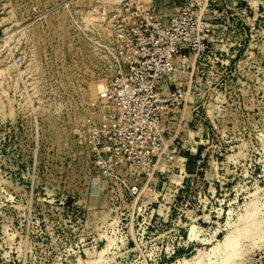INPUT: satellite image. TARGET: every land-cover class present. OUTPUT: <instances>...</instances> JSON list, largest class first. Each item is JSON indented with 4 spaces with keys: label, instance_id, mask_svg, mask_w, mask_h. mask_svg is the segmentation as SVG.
<instances>
[{
    "label": "rangeland",
    "instance_id": "rangeland-1",
    "mask_svg": "<svg viewBox=\"0 0 264 264\" xmlns=\"http://www.w3.org/2000/svg\"><path fill=\"white\" fill-rule=\"evenodd\" d=\"M116 2L0 0V264H264V0H221L175 160L107 187L79 132Z\"/></svg>",
    "mask_w": 264,
    "mask_h": 264
},
{
    "label": "built area",
    "instance_id": "built-area-1",
    "mask_svg": "<svg viewBox=\"0 0 264 264\" xmlns=\"http://www.w3.org/2000/svg\"><path fill=\"white\" fill-rule=\"evenodd\" d=\"M222 5L117 0L99 46L107 76L79 132L97 182L113 187L127 177H151L161 162L175 160L171 148L188 129L190 86L194 78L203 82L199 69L217 53V31L232 16Z\"/></svg>",
    "mask_w": 264,
    "mask_h": 264
},
{
    "label": "bare ground",
    "instance_id": "bare-ground-1",
    "mask_svg": "<svg viewBox=\"0 0 264 264\" xmlns=\"http://www.w3.org/2000/svg\"><path fill=\"white\" fill-rule=\"evenodd\" d=\"M102 87V84H99L98 86H96L95 87V91L97 92H99V89ZM232 240H230L229 238L226 240V244H229L230 242H231ZM237 246H238V242L237 241H235V242H233L232 244H231V246H230V248H231V257H234V255H235V252H236V249H237Z\"/></svg>",
    "mask_w": 264,
    "mask_h": 264
}]
</instances>
